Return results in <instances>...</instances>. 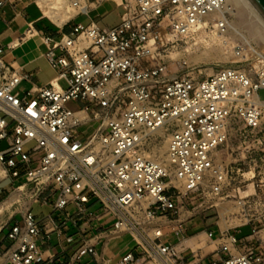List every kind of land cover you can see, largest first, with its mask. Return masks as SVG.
<instances>
[{"label":"built area","instance_id":"built-area-1","mask_svg":"<svg viewBox=\"0 0 264 264\" xmlns=\"http://www.w3.org/2000/svg\"><path fill=\"white\" fill-rule=\"evenodd\" d=\"M68 1L79 9L65 23L88 15L89 0ZM238 10L125 0L112 25L75 21L43 36L56 75L37 95L0 56V201L19 189L23 203L1 264H37V236L53 233L81 258L101 232L131 235L117 264H264V46L233 37ZM34 201L52 212L38 217ZM199 231L212 251L187 241Z\"/></svg>","mask_w":264,"mask_h":264},{"label":"crops","instance_id":"crops-1","mask_svg":"<svg viewBox=\"0 0 264 264\" xmlns=\"http://www.w3.org/2000/svg\"><path fill=\"white\" fill-rule=\"evenodd\" d=\"M47 19L33 0H14L11 3L6 2L0 8V44L3 47L0 56L8 72L18 69L25 74V78L17 86L21 94L30 91L32 95H37L41 86L56 75V69L43 55L48 48L43 36L45 34L58 36L64 31H69L71 27L58 25L59 30L54 32V28L50 26L51 22L49 23ZM2 142L0 140V147H3ZM34 203L35 201L32 203V209ZM46 206L49 210L43 214H37L38 217L52 212V208L49 205ZM53 214L61 217L60 211H55ZM110 224L108 219L104 220L105 227ZM75 230L76 228L72 226L70 232ZM36 240L42 249V259L37 264H117L126 251L134 248V242L129 233L108 236L106 232H101L94 239L96 252L77 258L72 254L73 248H70L63 238L55 233L47 239L40 234ZM203 250L204 248L199 250L200 254ZM208 259L209 257H205L203 261Z\"/></svg>","mask_w":264,"mask_h":264},{"label":"rangeland","instance_id":"rangeland-1","mask_svg":"<svg viewBox=\"0 0 264 264\" xmlns=\"http://www.w3.org/2000/svg\"><path fill=\"white\" fill-rule=\"evenodd\" d=\"M89 6H88V15L86 13H82L78 16H76L74 19H71L67 23L63 24V26H67L68 28L71 27L73 22H88L90 20H94L100 25H112L116 23L120 17V14L123 10V3L125 0H89ZM94 2V3H93ZM48 18V17H47ZM49 19V18H48ZM47 19V20H48ZM48 22L52 25L51 28H54V32H57L56 30H59L60 26L56 25L55 23H52L50 19ZM59 32V31H58ZM257 45L264 46V39H259L257 40ZM179 48V47H173L172 49ZM180 49V48H179ZM181 51V49H180ZM181 57V56H180ZM179 57V58H180ZM178 58V59H179ZM177 70V64H172L170 67V72H175ZM207 73H210L211 70H209V66L206 68ZM62 85H66L65 80H61ZM260 96L264 98V88H261L260 91ZM164 144V139L160 142L158 147H162ZM4 146V143L2 142L1 144ZM27 148L29 150H34L38 148V144L35 141H32L27 144ZM8 180H4L0 183V196L3 194V187L7 184ZM10 192H8L9 194ZM13 195V192L11 191V194L9 198L7 197L6 199H10L11 196ZM5 205H3L0 208V262L5 259L4 252L6 250L8 241L6 238V232L8 229V226L15 218H21L20 210L22 206V201L21 202H14L13 200H7ZM49 210V207L46 205H42L40 201H35L33 204V211L37 215L43 214ZM210 217V216H209ZM215 219L214 216H211L209 220ZM164 232H167L170 230L169 226H164L163 227ZM241 232L240 234L247 233L250 230L249 226H243L241 227ZM200 244L201 246H205L204 250L202 253L210 252L214 249L215 245L211 240L206 236V234L203 232V235L200 236Z\"/></svg>","mask_w":264,"mask_h":264},{"label":"bare ground","instance_id":"bare-ground-1","mask_svg":"<svg viewBox=\"0 0 264 264\" xmlns=\"http://www.w3.org/2000/svg\"><path fill=\"white\" fill-rule=\"evenodd\" d=\"M239 10L232 20L233 37L238 40H247L257 43V40L264 39V18L252 5L249 0H236ZM42 11L46 17H48L56 25L64 24L75 12L78 11V7L74 6L68 0H41ZM171 55L174 59H178L181 56L179 48H175L171 51ZM209 70L212 69L209 67ZM93 126V122L88 124ZM160 154L164 151V146L159 149ZM2 172V171H1ZM20 190L13 191L11 200L20 197ZM9 198V197H8ZM10 199H2L0 201V208L8 202ZM223 223L225 220H222ZM203 235L202 231L197 232L193 236L187 238L188 242L196 241ZM200 242L196 247H200ZM206 246V245H205ZM204 246V248H205ZM3 260L0 262V264Z\"/></svg>","mask_w":264,"mask_h":264},{"label":"water","instance_id":"water-1","mask_svg":"<svg viewBox=\"0 0 264 264\" xmlns=\"http://www.w3.org/2000/svg\"><path fill=\"white\" fill-rule=\"evenodd\" d=\"M264 18V0H249Z\"/></svg>","mask_w":264,"mask_h":264}]
</instances>
